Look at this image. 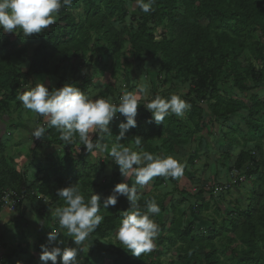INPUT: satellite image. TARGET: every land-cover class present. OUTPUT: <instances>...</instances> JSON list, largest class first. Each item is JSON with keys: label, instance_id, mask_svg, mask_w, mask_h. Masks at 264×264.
<instances>
[{"label": "trees", "instance_id": "1", "mask_svg": "<svg viewBox=\"0 0 264 264\" xmlns=\"http://www.w3.org/2000/svg\"><path fill=\"white\" fill-rule=\"evenodd\" d=\"M134 2L72 0L70 7L61 8L57 22L37 36L36 44L30 41L34 46L27 72L14 60L25 62L26 48H30V45L22 36L13 41L6 39L0 47V112L9 114L13 107L11 101L17 98L18 90H24L23 87L33 78H57L60 88L65 84H75L81 91L90 93L92 98L103 97L117 102L127 82H121L115 72L108 71L107 61L119 70L118 73L122 72L121 75L131 71L129 65L139 64L140 68L155 74L161 87H167L172 92L175 87L187 91L183 99L191 107L185 110L182 120L171 118L164 125L163 122L156 123L152 114L146 112L120 143L124 147H141L154 155L163 153V156H168L174 150L172 139L184 138L177 141L179 149L189 146L192 150L197 142H202L197 135L202 134L206 122L210 126L212 123V126L220 127V136L226 144L222 154L228 156L237 153L223 183L229 182L233 170L245 176V181L217 195L213 189L206 192L205 186L198 184V181L190 184L197 185L196 198L208 194L211 200L220 201L232 190L246 189L249 204L242 211L236 209L239 211L236 212L238 217L244 218L243 224L230 213L223 217L221 225L214 220L213 229L206 227L204 231H199L193 222L185 226L180 206L187 197H181L171 205L170 225L166 221L158 224L159 232L155 239L162 248L151 251L147 259L143 253L136 257L120 242H113L123 212L130 209V202L121 196L115 206L108 209L101 207L99 214L103 220L88 237L96 245L108 241L109 252L102 250L99 255L96 247L92 246L84 261L77 257L78 264H105L107 261L111 264H162L160 257L169 252L178 258L171 264H222L219 255H230L227 264H264L263 258L254 257L256 249L264 246L263 234L256 235L260 228L264 229V154L259 160L254 155V149L262 150L264 137V0H154L148 13L137 9L136 15L129 11ZM204 20L207 24L201 25ZM10 46L22 48L8 51ZM120 60L124 62L121 64ZM77 69L82 70V76L78 75ZM144 73L149 76L148 71ZM112 74L114 77L106 84L105 78ZM126 75L124 77L129 83L132 74L129 72ZM96 76L98 83L94 84L92 77ZM113 81L117 84L113 85ZM130 89L129 85L127 90ZM124 121L125 117L119 114L118 122L114 125L117 136L120 134L119 124ZM229 125L230 128L225 131ZM41 126L46 129L47 141L63 150L71 148V153L63 152V157L59 155L63 158L60 164L52 155L48 157L47 164H37L43 176L41 181L30 182L17 171L16 166L9 167L4 156V139L0 137V192L15 193L21 202L19 206L24 201H36L38 197L48 206L59 207L64 201L57 196V190L68 187L71 180L78 177L74 171L76 166L97 168L87 165L90 158L80 154L78 146L82 142L78 135L69 143L60 140V133L56 128L49 127L48 122ZM137 137L142 139L139 146L135 144ZM158 139L161 140L159 144L155 142ZM110 142L117 143L114 134ZM190 156L185 157L189 168L192 165ZM59 165H66V173ZM122 178L125 177L114 167L102 168L99 181L102 192L113 190L116 184L125 183L132 177L126 178V181ZM208 185L213 187L215 184L209 181ZM170 186H173L174 192L168 189ZM137 188L142 209L148 200L154 198L156 202L159 201L155 191L160 189L164 197L173 195L175 191L181 195L191 193L190 189L179 192L175 179L163 176L155 177L152 191L143 186ZM79 189L86 200L91 195H99L101 204L112 193L104 191L102 194L96 182H90L87 178ZM205 200L193 207L192 214L210 220L212 218L207 213L209 202ZM241 200L245 201V198ZM217 208L222 211L221 207ZM43 209H36V212L42 214ZM239 226L243 227V232L237 239ZM231 232L236 235L230 236ZM222 233L228 237L218 250L213 240ZM65 247L78 248L73 242ZM7 262L9 256L3 259V263Z\"/></svg>", "mask_w": 264, "mask_h": 264}, {"label": "clouds", "instance_id": "2", "mask_svg": "<svg viewBox=\"0 0 264 264\" xmlns=\"http://www.w3.org/2000/svg\"><path fill=\"white\" fill-rule=\"evenodd\" d=\"M152 3L154 0H135L133 10L140 9L148 13ZM71 4L72 0H0V29L5 33L20 29L26 37L39 34L57 22L62 7H70ZM144 76L146 75L143 74ZM147 77L148 80L152 78ZM152 81L158 82L161 87L156 78H152ZM132 82L130 84H133ZM138 86L131 89H137ZM25 88L27 89L25 91L18 90L17 100L22 102L26 110L45 118L49 127L56 128L60 133V140L70 143L78 135L82 142L78 146L81 150L80 154L89 157L95 151H99L101 154L98 166L101 169L106 167V164H110L123 177H134V180H131V187L125 182L118 183L113 190H109L112 193L103 200V204L101 197L95 194L86 200L78 184L58 189L57 196L64 201V206L57 207L54 212L60 229H66L75 244L81 245L101 224L103 220V216L99 214L101 207L108 209L109 206H115L119 198L124 196L130 202V209L123 212L115 238L124 245L125 249L131 251L133 256L140 257L142 253L150 252L155 246V238L159 232V225L153 217L160 213L161 208L153 198L146 201V207L142 209L139 205L141 196L138 194L137 186L147 185L158 176L179 179L184 175L186 165L177 157L154 155L142 149L134 151L120 143L125 139V134L137 126L138 93L130 92L131 90L124 92L123 88L119 103H114L103 97L93 99L90 93L81 91L75 84H65L50 91L44 82L37 81L34 86L28 88L26 85ZM146 89H139L140 97L146 94ZM181 90L180 87H175L173 90L177 92L175 94L170 92L171 95L165 97L156 95L152 99L142 100V111L144 114L150 112L156 123L164 121L170 114L183 116L191 105L181 97L188 94L187 91ZM118 114L124 116L125 121L119 124L120 134L115 137L117 143L111 144L110 139L113 135L111 132L115 130H110L109 125L110 122L114 125L118 122ZM45 132V127L38 125L32 135L39 139L45 136ZM92 133L94 134L91 136ZM95 134L97 138L94 140ZM141 140L137 137L135 144L139 146ZM108 149L110 153L107 152ZM254 155L258 156L255 151ZM102 164L104 167H101ZM224 184L226 183L213 187L207 184L205 188H210L206 189V192ZM0 207H2L1 203ZM48 239L56 241L57 231L49 233ZM41 249L42 264H48L49 261L51 264H78V253L82 248L49 249L46 245H42Z\"/></svg>", "mask_w": 264, "mask_h": 264}, {"label": "rangeland", "instance_id": "3", "mask_svg": "<svg viewBox=\"0 0 264 264\" xmlns=\"http://www.w3.org/2000/svg\"><path fill=\"white\" fill-rule=\"evenodd\" d=\"M136 10H133V5L131 6V9H129V11L132 12L133 14L135 13V15L137 12ZM206 24L207 22H205V20L201 22V25H206ZM162 32H165V30L164 31L162 30ZM42 33L43 32L39 34H33L31 36L26 37L24 36L22 30L20 29H17L16 32H9V33H5L3 32L2 29H0V47L7 40L10 39L13 41L17 37L22 36L23 37L22 39H25V42H27L30 45V48H26V52H25L26 61L21 62L18 59H15L14 61L17 66L20 65L22 67V70L27 72L29 65H30V60L32 57L33 49L31 48H33L34 46L31 44L30 41H33V43L36 44L35 42L37 40V36H40ZM20 45H23V44H20ZM14 48L20 49L22 47L10 46L8 47L9 49L8 51H13ZM123 62L124 61L120 60L121 64ZM12 64L14 63L12 62ZM107 66H108V71L115 72L116 76L118 77L119 80H121V82H127L125 83V87L123 90L124 92H126L127 89L129 88L130 82H132L133 79L136 80V76H133V79L130 77L129 83H128V80L125 77H127L126 74H128L129 72L133 74L134 72L138 73L140 71L141 73L142 71L144 73L145 71H148L149 76L153 77L154 75L155 77V74L152 71H149L148 69L145 70L144 68H140L139 64L134 65V66L132 64L129 65L128 68H130L131 71L123 75L120 74L122 72L118 73L119 70H116L113 64H109L108 61H107ZM121 68H123V66H121ZM77 73L80 76H82L83 74L82 70H79V69H77ZM144 74L146 75V73ZM112 77H114L113 74L110 77L105 78V83L107 84L110 81V78ZM92 78H94L93 80L94 84L98 83V81H96L98 79L97 76L92 77ZM65 79L67 80L66 76H65ZM37 81L41 83L44 82L45 86L51 89L60 88V86H58L60 85V83L57 78L56 79L51 78L49 80L43 79V78H39V79L33 78L31 79V82L27 85V87L30 88L34 86V84ZM139 81H141V79H139L138 82ZM114 82L115 81H113V85H116L117 82L115 83ZM148 83H149L150 88L153 86V84H154V87L156 88L158 84L156 81H149ZM79 85H81V83H79ZM130 87H133V84H130ZM144 87H145V83H140L138 88L135 90L139 91L140 88H144ZM165 88H163L161 92H163ZM23 89L24 90H20V91L27 90L25 86L23 87ZM170 92L172 91H169V90L167 91L166 89L165 94L171 95ZM175 93L177 92H172V94H175ZM181 97L183 98L182 95ZM93 99H96V98H93ZM11 104L13 105V107L8 115L5 112L4 113L0 112V137L4 139V146H5L4 156L6 157L9 163V167L11 165L12 167L15 168L16 166L17 171L19 173H23L26 179H29L30 182L37 180V179L41 181L43 172H40L39 166H36V165L39 163L47 164L48 157L50 155L54 156L55 157L54 159L57 160L58 164H60V162L63 159L62 157L64 156L63 152H65L66 154L68 152L71 153L72 149L70 148L69 150H63L60 146H56L55 144L47 141L45 139V136L39 139L35 138L32 135L34 128L38 125L41 126L44 122H47V120L35 113L30 112L29 110H26L23 107L22 102L17 100V98L12 100ZM171 118L182 120L183 116H176L175 114H170L164 119V121H162L163 124L165 125L166 121ZM155 127H158V126L155 125ZM229 128H230V125L227 128H225V131ZM221 131L222 130L220 127L212 126V123L210 126V124L206 122V128L203 130L202 134L197 135L199 137L198 139H201L202 142L201 143L197 142L192 150L190 149L189 146H187L185 149H183L182 147L179 149L178 146L173 147L174 150H172L171 153L173 154L171 156L179 158V160L182 163H185L186 165L185 170H184V175L179 179H175V182L178 187V191L180 192L186 189H190L192 194L189 193L188 195H184V194L181 195V194L176 193L175 191L173 195L169 194V196L167 195L166 197H164V192L162 189H160L159 191H155V194L159 197V201L157 203L161 208L160 213L153 217V219L155 220L157 224H160L161 222L163 224V222L166 221L167 225L168 226L170 225V222L172 219L171 218L172 217L171 205H173L175 201L180 200L181 197L182 198L187 197L186 202L182 206H180V211L182 214H184L183 216H184L185 226L193 222L194 227L199 231H204L206 227L213 229L214 220L216 221L218 225H221L223 217L230 213H232L230 215H233L234 218H237V220H239V222L243 224L244 218L238 217L239 215H237V213H239V211H236V209L239 208L242 211L243 209L247 208V205L249 204V200L246 199L247 193H248V192L247 193L245 192L247 191L246 189L244 190L241 189V191H238L237 189L232 190L230 194H226L225 195L226 197H224L222 201H220L216 199L211 200L209 195H204V196H200L196 198L194 195L197 193V189H196L197 185L192 186L190 184L193 181H198V184H203V186H205L206 183L207 184L209 183V181H212V183H214L215 185L226 181L228 171H230V168H232L231 166L234 165V161L236 159L237 153L234 152L232 154H229L228 156L226 155L224 156L222 154L223 152L222 149L226 144L225 142L222 141V137L220 136ZM117 133L118 132L115 130L113 133L114 138L117 137ZM181 139H184V138L172 139V140L174 143H176L175 141H180ZM103 142H106V141H103ZM261 148H262L261 151H259L258 149H254V151L258 155L257 156L258 160H259V157L262 154H264V137H263V140L261 141ZM78 150L79 152L81 151L79 147H78ZM189 150L192 151L190 154H189ZM107 152L110 153V149H108ZM59 155L62 157H60ZM188 155L196 156L193 158L194 161L192 162V165L190 166V168L188 166L189 164L187 163V159L185 158ZM89 158H90V161L87 159V165L92 166V167L95 166L97 169L96 170L91 169L87 166H84V167L76 166V169L74 171L77 173L78 177L76 179H72L71 180L72 182L71 184H69V186L76 185V184H78L79 186L87 178L90 180V182L92 181L96 182V187H98V190H100L99 192H101L102 194L104 191L108 192L110 189H106L102 192L101 189H103V187L100 186V182H99L100 175H101V168L98 166L99 161H100V155L98 154V151H95V153L89 156ZM65 166L66 165L64 166L59 165V167L63 171H64ZM101 167H104V164H102ZM64 173L66 172L64 171ZM8 178L10 177L8 176ZM131 180H134V177H132L129 181H126V183H128L130 187L132 186ZM154 185H155V177L147 185H144L143 188L144 189L148 188V190L152 191V189L154 188ZM172 187L173 186H170L168 189H170V191H172L173 189V192H174V188ZM87 188L88 187H86V189ZM204 198H206V200L209 202L210 209L207 211V213L209 214V218H212L210 220H205L202 215L192 214V212L194 211L193 207L196 205L197 206L200 205ZM244 198H245V201L241 200ZM229 200H230V204H228ZM239 200H241V202H239ZM38 201L39 200L35 201L34 207L44 208L43 212L45 216L41 214L43 218L40 217L39 215L40 213H36L34 208H33V211H31L32 210L31 206H30V209H28L29 210L28 214H24V212L20 214V211H22V208L21 210H19L21 206H17L15 209L10 211L11 214L8 217L4 218L5 219L4 223L7 224L9 223V221H12V226L9 225L8 227L6 226L3 227V230L6 229L5 233L6 235H8V237L5 240L6 243L2 242V243H5V245H1L0 243V250H3V247L6 249V252L4 253L10 255V261L8 263H3V259L2 260L0 259V264H42L40 260L42 245H46L49 249H51L52 247L63 248L64 245L68 246L70 242H73V244L76 247L82 248L78 254V256L80 257V259H82V261H84V259L87 257L88 252L92 246L96 247L97 253L99 255L102 254V250H107V253L109 252L108 251L109 249L108 241H103L99 245H96L91 239L87 238L84 242L81 243V245L79 246L76 245L73 238L68 235L67 230L60 229L58 218H56L54 215L55 209L57 207L48 206L44 202L42 203ZM61 206H64V203H60L59 207ZM183 206H184V209L182 208ZM217 207H221L222 211H220ZM202 213L206 214V211L202 210ZM118 228H119V225H117V230ZM238 228L239 229L236 230V233H238L236 236L237 239H238V236L241 235V232H243L242 226H239ZM229 229L230 231H233V229L232 230L231 228ZM52 231H57L56 241H49L48 239L49 233H51ZM262 234L264 236V229L260 228V230L256 233V235L260 236ZM229 235L235 236L236 234L231 232ZM225 237H228L227 234L222 233V235L218 239L213 240V243L215 244L218 250L222 248L224 243H226L225 241L227 240H225ZM1 240L2 239L0 235V241ZM263 240H264V237H263ZM113 242L115 243L119 241L116 238H113ZM154 243H155V246L151 251L155 249L159 250L162 248L156 244L157 243L156 239ZM8 250H10L11 254L10 252H8ZM150 252L143 253V257L147 259ZM1 255L2 253L0 252V258H2ZM219 256H220V260L222 264H227L230 262L228 258L230 255L228 257L223 256V255H219ZM254 257L264 259V246L263 247L260 246L258 249H256ZM12 258H15V259L11 261ZM59 260L60 258L58 257V262ZM159 260L162 264H171L172 262H176L178 258L174 253L169 252L166 255H162V257H160ZM48 264H51V261H49ZM80 264H84V262H80ZM105 264H111V263L107 261L105 262Z\"/></svg>", "mask_w": 264, "mask_h": 264}, {"label": "crops", "instance_id": "4", "mask_svg": "<svg viewBox=\"0 0 264 264\" xmlns=\"http://www.w3.org/2000/svg\"><path fill=\"white\" fill-rule=\"evenodd\" d=\"M133 76H136V80L135 79H133ZM150 78H151V76H149ZM131 78L133 79V86L135 85V83H136V86H138L140 83H145V87H144V89H146V87H149V81H152V78L151 79H149L148 80V77L147 76H144L143 77V74H142V72L140 73V71L137 73V72H134L133 74H132V76H131ZM153 78H157L156 76L154 77V75H153ZM139 79H141V81H139L138 82V80ZM147 80H148V82H147ZM147 82V83H146ZM154 83V82H153ZM158 83V82H157ZM130 85V84H129ZM163 88H165V87H160L158 84H157V87L155 88L154 87V84H153V86L150 88H147L146 89V94H144L143 95V97H140L141 96V93H139L138 91H136L135 89H130L131 91L130 92H136V93H138V99H139V106H138V109H137V117H136V120L138 121L143 115H144V111H142V105H141V101L142 100H146V99H152V98H154L156 95H161L162 97H165L167 94H165L166 93V89H167V87L164 89V91L163 92H161V90L163 89ZM167 91H168V89H167ZM123 94V92H121V95ZM121 97V96H120ZM120 100V99H119ZM119 100L117 101V102H114V103H119ZM118 116H119V114H118ZM109 128H110V130H112V129H114V124H113V122H110V125H109ZM111 133H113V131L111 132ZM94 133H92V134H90L91 136L93 135ZM97 138V134H95L94 135V140ZM110 139V138H109ZM108 141V140H107ZM157 144H159L160 142H161V140H157V141H155ZM174 144V146L173 147H175V146H178V144L177 143H172L171 142V145H173ZM132 150H134V151H138V150H141L142 148L141 147H138L137 149L136 148H134V147H130ZM111 149V148H110ZM142 150H144V149H142ZM104 153V152H103ZM98 154L100 155L101 154V152H99L98 151ZM163 154V153H162ZM164 155V154H163ZM194 157H196V156H190L189 157V159H190V163H192L193 161H194ZM188 162V161H187ZM196 162V161H195ZM195 162H194V164H195ZM106 167H112L110 164H106ZM227 177H228V175H227ZM122 179H125V181H126V178H122ZM131 179V178H130ZM130 179H128L127 181H129ZM227 179V178H226ZM205 195V194H204ZM38 200V199H37ZM39 202V201H38ZM34 203H35V201H32V202H26V201H24V203L21 205V207H20V209L19 210H21V208H22V211H20V214L21 213H23L24 212V214H28L29 213V210L28 209H30V206L32 207V210L31 211H33V208L35 209V211H36V209L37 210H40V209H42L43 207H38V208H36V207H34ZM47 207V206H46ZM37 213V212H36ZM11 213H10V210L9 209H4V208H2V207H0V235H1V241H0V243H1V245H5V243H6V238L8 237V235H6V233H5V231H6V229L5 230H3V227H8L9 225L10 226H12V221H9V223H7V224H5L4 223V221H5V219L4 218H6V217H8L9 215H10ZM40 215V217L41 218H43V216L42 215H44V212H43V210H42V215L41 214H39ZM45 216V215H44ZM3 221V222H2ZM2 242H5V243H2ZM0 252L2 253V258H0L1 260L2 259H5L6 258V256H9V261H10V255L9 254H6V253H4V252H6V249L3 247V250H0ZM8 252H10V250H8ZM10 254H11V252H10ZM15 258H12L11 259V261L12 260H14ZM8 263V262H7Z\"/></svg>", "mask_w": 264, "mask_h": 264}, {"label": "built area", "instance_id": "5", "mask_svg": "<svg viewBox=\"0 0 264 264\" xmlns=\"http://www.w3.org/2000/svg\"><path fill=\"white\" fill-rule=\"evenodd\" d=\"M245 181V177L241 176L239 172L233 170L230 175V181L222 186L215 187L214 191L216 194H220L229 188L232 189L237 183H243ZM210 187H207L209 190ZM0 203L4 209H9L12 211L17 206H19L20 199L19 197L10 191H3L0 193Z\"/></svg>", "mask_w": 264, "mask_h": 264}]
</instances>
